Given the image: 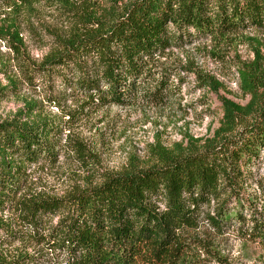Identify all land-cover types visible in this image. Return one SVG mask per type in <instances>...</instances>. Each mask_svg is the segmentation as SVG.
I'll list each match as a JSON object with an SVG mask.
<instances>
[{"label": "trees", "instance_id": "16d2710c", "mask_svg": "<svg viewBox=\"0 0 264 264\" xmlns=\"http://www.w3.org/2000/svg\"><path fill=\"white\" fill-rule=\"evenodd\" d=\"M40 2L57 5L72 25L29 75L58 83L87 113L139 99L161 107L171 77L195 75L172 68L155 78L168 51L264 32V0H0L14 12L0 19V41L16 53L24 48L17 17ZM235 67L250 101L221 99V126L201 148L159 147L157 166L108 175L62 198L26 195L28 170L55 165L63 152L84 161L82 146L63 144L55 122H0V264H201L208 252L200 222L219 235L236 227L264 248V68L259 53ZM15 244L7 256L3 247Z\"/></svg>", "mask_w": 264, "mask_h": 264}, {"label": "rangeland", "instance_id": "374dc122", "mask_svg": "<svg viewBox=\"0 0 264 264\" xmlns=\"http://www.w3.org/2000/svg\"><path fill=\"white\" fill-rule=\"evenodd\" d=\"M20 13L17 23L22 51L16 53L10 43L0 41V89L6 93L0 100V122H55L63 127V144L82 146L84 150V161L63 152L55 165L28 170L25 192L30 196L62 198L97 186L108 175L157 166L154 152L159 147L171 154L201 148L221 126V99L241 107L250 101L238 84V60L251 63L259 53L264 68V32L248 31L198 42L181 50L172 49L158 59L155 78L161 70L172 68L195 72L182 80L171 77L170 95L161 107L139 99L132 106H107L87 113L80 110L81 101L58 83L52 85L36 72L29 75L33 67L57 50L55 38L68 34L71 17L57 5L45 2L22 8ZM13 15V11L0 7V19L9 21ZM145 90L153 91V85ZM235 228L219 235L200 222L197 235L208 252L202 254L201 264H264V248L249 242ZM19 246L3 248L10 256ZM41 254L43 259H50Z\"/></svg>", "mask_w": 264, "mask_h": 264}]
</instances>
